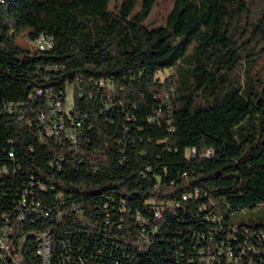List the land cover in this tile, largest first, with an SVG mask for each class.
I'll use <instances>...</instances> for the list:
<instances>
[{"label":"trees","instance_id":"1","mask_svg":"<svg viewBox=\"0 0 264 264\" xmlns=\"http://www.w3.org/2000/svg\"><path fill=\"white\" fill-rule=\"evenodd\" d=\"M110 3L0 0V264H264V0Z\"/></svg>","mask_w":264,"mask_h":264},{"label":"rangeland","instance_id":"2","mask_svg":"<svg viewBox=\"0 0 264 264\" xmlns=\"http://www.w3.org/2000/svg\"><path fill=\"white\" fill-rule=\"evenodd\" d=\"M143 0H138V5L135 9L137 12L140 9L141 3ZM121 3V0H111L110 9L114 10L117 5ZM174 0H156V4L150 14L146 19L145 25L148 29H153L156 27H161L165 25L167 17L173 7ZM24 43H27L28 46H32V42L26 40L24 36L21 37ZM170 74L169 71L159 75V78L164 79Z\"/></svg>","mask_w":264,"mask_h":264},{"label":"built area","instance_id":"3","mask_svg":"<svg viewBox=\"0 0 264 264\" xmlns=\"http://www.w3.org/2000/svg\"><path fill=\"white\" fill-rule=\"evenodd\" d=\"M37 45L40 47L41 50H44L45 48L49 46L48 43L44 39L40 40ZM0 246L5 247V243L3 242L1 234H0ZM40 254L44 255L45 257L48 256L49 254L48 242L44 243V246L40 250Z\"/></svg>","mask_w":264,"mask_h":264}]
</instances>
